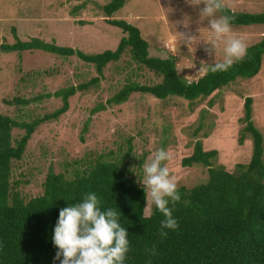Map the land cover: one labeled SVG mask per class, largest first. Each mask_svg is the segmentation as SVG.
Returning a JSON list of instances; mask_svg holds the SVG:
<instances>
[{"label":"rangeland","instance_id":"1","mask_svg":"<svg viewBox=\"0 0 264 264\" xmlns=\"http://www.w3.org/2000/svg\"><path fill=\"white\" fill-rule=\"evenodd\" d=\"M107 2L0 0V43L38 38L95 54L113 50L123 35L106 19H122L138 28L148 43L149 56H173L175 70L186 82L196 80L205 73L207 65L223 58L222 46L215 57L214 53L205 52L209 45L203 41L194 45V50L180 40L179 33L208 38L207 20H199L203 4L194 7L188 0H123L120 8L105 16L101 7ZM225 4L231 11L264 12V0H225ZM188 22L185 28L184 23ZM231 27L248 46L264 34V24H231ZM92 77L98 80L69 96L67 110L58 118L38 124L21 158L11 161L10 185L24 200L42 193L48 169L68 178L75 169H82L96 159H120L131 177L145 189L143 214L147 215L152 205L144 167L156 150L163 148L170 154L166 166L177 187L189 188L206 179L205 167L180 165V159L191 153L197 139L203 149L216 150L213 165L221 164L227 171L232 172L236 163L249 160L248 134L238 143L244 125L242 102L247 96L251 97L252 123L262 135L264 161V54L256 74L236 76L205 98L189 100L169 95L162 102L148 94L132 92L125 101L113 104L107 103V99L125 83L154 84L160 77L131 61L126 50L118 60L105 64L98 76L92 64L75 55L0 48V114L15 121L40 117L61 105L60 97L48 93ZM22 133V129L11 128V141Z\"/></svg>","mask_w":264,"mask_h":264},{"label":"trees","instance_id":"2","mask_svg":"<svg viewBox=\"0 0 264 264\" xmlns=\"http://www.w3.org/2000/svg\"><path fill=\"white\" fill-rule=\"evenodd\" d=\"M122 4L123 0H108L101 10L109 16ZM220 13L234 16L231 24H264V12L231 11L225 7ZM106 20L123 33L113 50L86 54L38 38L28 41L16 38L11 44L0 43V48L75 55L92 64L98 76L105 64L118 60L126 50L131 61L160 77L154 84L125 83L107 99V103L113 104L125 101L132 92L145 93L162 102L169 95L189 100L205 98L236 76L256 74L264 54L263 34L247 47L244 59L227 71L212 72L208 67L196 80L186 82L176 72L173 56L148 55V43L136 26L122 19ZM97 80L98 77H92L84 83L48 93L60 97L61 105L30 121H15L0 114V264H60V260L54 259L58 249L52 242L59 211L82 202L88 193L97 196L102 211L115 210L119 223L126 228L129 251L124 264H264L262 135L251 120L250 96L244 97L242 102L244 125L238 136V143L243 141L245 134L251 140L249 160L236 163L234 171H227L221 164L213 165L215 149L205 150L201 141L195 140L191 153L180 159V165H201L206 168L207 176L205 181L192 187L178 186L180 200L169 203L178 228L165 229L166 237L160 235L164 216L154 205L147 215L143 214L145 189L131 177L120 159H96L82 169H75L68 178L48 169L42 182V193L27 200L11 188V161L21 158L35 127L58 118L67 110L69 96ZM16 101L26 103V100ZM99 107L103 108L102 105ZM14 127L22 129L23 133L12 142L10 130ZM146 249H154L155 254Z\"/></svg>","mask_w":264,"mask_h":264},{"label":"clouds","instance_id":"3","mask_svg":"<svg viewBox=\"0 0 264 264\" xmlns=\"http://www.w3.org/2000/svg\"><path fill=\"white\" fill-rule=\"evenodd\" d=\"M188 3L194 7L203 4L199 20H207L209 34L203 40L200 36L185 37V34L179 33L180 40H184L188 48H194L203 41L209 45L205 52L210 55L214 53L215 57L222 46V60H214V63L207 65L212 72L227 71L234 63L243 60L248 45L232 31L234 16L216 15L225 9V0H188ZM188 26L189 22L184 23L185 28ZM170 158L166 150L158 149L151 162L144 167L149 204L154 205L165 218L161 221L162 237L167 236L165 229L178 228V221L169 207L170 202L175 204L180 200L177 181L166 166ZM52 242L58 249L54 259L60 260V264H124L129 251L128 232L119 223L117 212L113 209L102 211L94 193L86 194L82 202L59 211ZM146 252L155 254L154 249H146Z\"/></svg>","mask_w":264,"mask_h":264}]
</instances>
